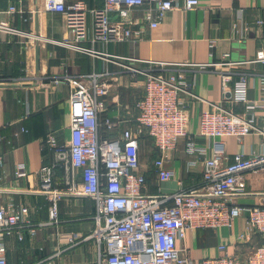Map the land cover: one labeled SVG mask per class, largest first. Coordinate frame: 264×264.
<instances>
[{
  "label": "built area",
  "instance_id": "built-area-1",
  "mask_svg": "<svg viewBox=\"0 0 264 264\" xmlns=\"http://www.w3.org/2000/svg\"><path fill=\"white\" fill-rule=\"evenodd\" d=\"M199 5L200 0H103L101 6L89 7L85 0H38L33 10L37 14L62 15L68 34L63 41L66 45L117 64V72L144 77V93L135 101L133 124L106 113L110 84L120 74L107 65L99 71L65 73L52 80L66 81L70 86L69 138L61 140L53 130L46 133L41 149H48L51 158L36 172L37 187L27 191L46 197L51 222L58 221V203L64 197H88L94 201V226L83 238L96 242L98 264H194L185 244L188 231L231 227L244 212L247 229L259 233L262 243L245 256L229 252L221 244V254L204 257L199 264H264V205L240 203L247 193L245 174L264 171V75L259 78L260 98L248 97V78L241 75L234 82L232 102L242 103L243 110L236 112L222 104H212L199 114L198 128L193 132L183 95L195 96L191 90L194 80L188 79L182 69H174L164 61L131 58L95 48L98 43L136 39L139 31L132 29L137 23L133 11H142L150 28H156L167 11L181 6L193 10ZM14 14L23 16L24 9L16 3L0 9V43L6 35L31 41L41 37L15 27ZM257 23L264 24V20L258 19ZM225 55L217 64L235 63ZM255 58L264 61V52L259 51ZM221 77L226 90L231 74L225 70ZM143 131L157 148L151 166L159 184L174 178L166 162L181 142L190 163H202L201 183L187 187L178 180L177 188L171 192H149L140 160L139 137ZM249 134L261 136L259 149L249 153L240 150L231 158L225 138L241 139ZM14 174L23 178L29 173L24 163H18ZM1 179L0 264H11L6 239L16 236L21 241L26 234L33 238L44 223L33 219L31 204L15 205L12 199H5L4 193L14 189L4 187ZM79 237L57 233L56 249L31 264H59L64 249L75 245ZM243 237L240 233L239 238Z\"/></svg>",
  "mask_w": 264,
  "mask_h": 264
},
{
  "label": "crops",
  "instance_id": "crops-1",
  "mask_svg": "<svg viewBox=\"0 0 264 264\" xmlns=\"http://www.w3.org/2000/svg\"><path fill=\"white\" fill-rule=\"evenodd\" d=\"M85 1L89 7L103 3V0ZM37 2L5 0L6 6L0 7L4 9L10 3L18 4L24 14H14L12 24L41 36L31 41L22 36L6 35L0 43V154L3 157L0 177L4 187L14 189L6 191L4 196L12 199L15 205L31 204L33 219L44 223L33 238L27 234L21 241L16 236L8 237L7 259L11 264H31L48 256L56 249L57 233L64 232L76 234L80 239L64 249L59 264H98L96 242L83 238L94 226V201L88 197H64L58 203V221L51 222L46 197L27 190L37 187L36 172L51 158L48 149H41V140L46 133L53 130L59 139L69 138L70 86L66 81L53 82V78L65 73L75 75L99 71L106 65L117 72L120 67L107 63L101 56L80 52L63 43L68 34L62 15L58 12L34 13ZM132 16L137 21L132 29L139 31L136 39L106 45L98 43L95 48L131 58L164 61L174 69H182L188 79L194 80L191 90L195 96L183 95L193 132L198 128L199 114L212 104H222L236 112L243 110L242 103L232 102L234 82L241 75L248 78V97L260 98L259 78L264 75V61H256L255 57L259 51L264 52V24L257 23L258 19L264 20V0H200V5L193 10L181 6L167 11L156 28H150L142 11H133ZM85 45L90 44L86 42ZM225 54L235 63L217 64L226 58ZM207 63L217 65L200 67ZM225 70L231 74V80L223 90L221 74ZM118 75L111 82L106 96V113L121 116L133 124L137 114L135 101L144 93V77L127 72ZM107 136L113 134L107 133ZM225 141L227 153L232 158L240 150L249 153L259 149L261 136L227 137ZM200 142L204 143L203 140ZM139 145L149 192H171L177 188L178 180L187 187L201 183L202 163H190L191 158L182 142L169 154L166 162L174 171V178L163 184H159L156 175L150 173L153 159H142V154L150 153V144L149 150L141 143ZM152 145V152H157L153 142ZM18 163L25 164L28 176H15ZM245 180L247 193L241 197L240 203L244 206L264 205V171L247 172ZM246 217L247 212H244L231 227L188 231L185 244L190 248L194 264H199L204 257L221 254V244H225L229 252L241 256L261 244V235L247 229ZM240 233L244 235L241 239ZM182 244L178 242V245Z\"/></svg>",
  "mask_w": 264,
  "mask_h": 264
},
{
  "label": "trees",
  "instance_id": "trees-1",
  "mask_svg": "<svg viewBox=\"0 0 264 264\" xmlns=\"http://www.w3.org/2000/svg\"><path fill=\"white\" fill-rule=\"evenodd\" d=\"M6 6V3H5V0H0V7H5ZM152 139L149 137V135L147 134L146 131H143L141 134H140V137H139V144L141 143L142 147L144 149H148V143L150 144V153H144L142 154V159L144 158H147V157H150V160L153 159L155 156H156V153H153L152 152V148L154 149L153 145H152ZM154 144V143H153ZM140 160H141V157H140ZM150 173H154L153 171V167L150 168Z\"/></svg>",
  "mask_w": 264,
  "mask_h": 264
},
{
  "label": "water",
  "instance_id": "water-1",
  "mask_svg": "<svg viewBox=\"0 0 264 264\" xmlns=\"http://www.w3.org/2000/svg\"><path fill=\"white\" fill-rule=\"evenodd\" d=\"M37 51H38V48H37Z\"/></svg>",
  "mask_w": 264,
  "mask_h": 264
}]
</instances>
